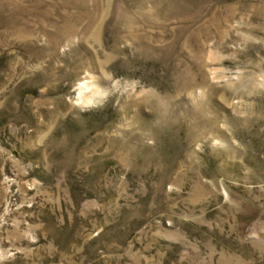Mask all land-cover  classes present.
Instances as JSON below:
<instances>
[{"label": "rangeland", "instance_id": "374dc122", "mask_svg": "<svg viewBox=\"0 0 264 264\" xmlns=\"http://www.w3.org/2000/svg\"><path fill=\"white\" fill-rule=\"evenodd\" d=\"M0 264H264V0H0Z\"/></svg>", "mask_w": 264, "mask_h": 264}]
</instances>
